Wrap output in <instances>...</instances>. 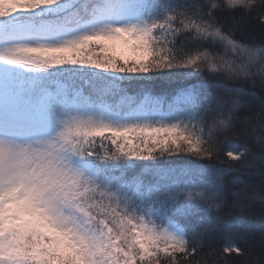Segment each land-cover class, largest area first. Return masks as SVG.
I'll list each match as a JSON object with an SVG mask.
<instances>
[{"label": "snow or ice", "instance_id": "snow-or-ice-1", "mask_svg": "<svg viewBox=\"0 0 264 264\" xmlns=\"http://www.w3.org/2000/svg\"><path fill=\"white\" fill-rule=\"evenodd\" d=\"M248 24L264 0H0V264H207L213 234L242 255Z\"/></svg>", "mask_w": 264, "mask_h": 264}, {"label": "trees", "instance_id": "trees-1", "mask_svg": "<svg viewBox=\"0 0 264 264\" xmlns=\"http://www.w3.org/2000/svg\"><path fill=\"white\" fill-rule=\"evenodd\" d=\"M238 39L246 40L249 43L259 44L264 40V33L261 32L258 26L248 24L242 26L241 30L236 33ZM256 75L257 87L253 88L248 84H235L230 86L243 87L246 92L254 93L246 97L248 106L245 108V114L255 115L259 112L261 102L264 101V89L259 87L261 73L259 65L253 69ZM169 90L167 86L159 85L154 89L155 94H160ZM243 139L234 141V147L239 150ZM250 152L244 161L235 165V171L225 176V183L232 189V181L237 177L241 181L240 187L246 189L245 201L246 212L243 214L242 226L238 229L233 227L232 231L235 233L234 242L243 250L242 255L236 253L222 256L219 254V249L222 247L223 241L216 235H210L206 241L203 242V247L200 252V258L207 261V264H221L223 259L230 261V264H264V148L255 142H250ZM172 159V158H169ZM188 158L177 157L174 163L182 164ZM225 165L227 166V157H224ZM229 200L233 197L229 196ZM228 209L225 208L224 212ZM222 219L232 225L237 224L236 216L239 213L234 212L233 215L220 214ZM211 216L215 218L217 213L215 210L211 212ZM201 226L196 227V231L200 230Z\"/></svg>", "mask_w": 264, "mask_h": 264}]
</instances>
